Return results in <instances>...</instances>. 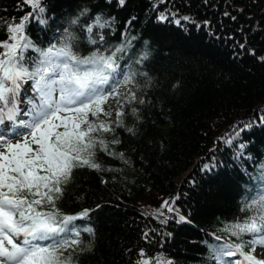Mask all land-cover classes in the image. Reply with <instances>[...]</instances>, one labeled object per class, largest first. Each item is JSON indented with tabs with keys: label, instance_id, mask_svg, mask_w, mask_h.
Masks as SVG:
<instances>
[{
	"label": "trees",
	"instance_id": "1",
	"mask_svg": "<svg viewBox=\"0 0 264 264\" xmlns=\"http://www.w3.org/2000/svg\"><path fill=\"white\" fill-rule=\"evenodd\" d=\"M42 5L26 25L38 48L59 44L67 30L81 56L123 46L121 70L136 74L128 88L138 99L125 104V127L103 134L116 155L98 147L101 168L74 169L57 201L63 214L88 213L85 227L93 231L81 234L85 250L74 254L76 264H136L141 250L154 264L157 257L215 264L210 247L235 241L224 227L250 215L241 211L246 198L264 188V0ZM31 11L23 0H0V41L9 23ZM97 16L109 26L94 28L98 43L91 44L86 26ZM109 101L114 120L117 103ZM164 201H175L177 211L158 216Z\"/></svg>",
	"mask_w": 264,
	"mask_h": 264
},
{
	"label": "snow or ice",
	"instance_id": "2",
	"mask_svg": "<svg viewBox=\"0 0 264 264\" xmlns=\"http://www.w3.org/2000/svg\"><path fill=\"white\" fill-rule=\"evenodd\" d=\"M23 2L32 11L9 23L8 37L0 41V125L8 121L13 126L11 135L0 134V264H76L74 254L85 250L81 231L93 230L78 229L75 221L88 213L63 214L57 201L74 169L101 168L95 159L98 147L116 155L103 134L125 127V104L138 99L128 88L136 74L121 71L123 46L107 51L98 48L81 56L75 51L77 37L67 30L59 44L38 48L27 36L26 25L34 13L44 12L42 0ZM108 26V21L97 16L86 26L89 43H98L91 38L94 28ZM103 39L101 35L99 42ZM29 49L36 57L26 60ZM29 81L33 96L25 97L28 108L23 116L27 119H20V92ZM122 88H128L123 95ZM110 99L117 103L114 120L106 107ZM130 111L137 113L135 107ZM21 128L23 132L18 131ZM119 143L118 138L111 140L113 145ZM174 203L164 201L157 215L163 216L165 208L169 213L177 211ZM241 211L250 215L223 229L235 241L210 247L215 264H264L257 254L258 247L264 249V189L246 198ZM245 236L251 238L245 240ZM139 256L136 264H154L143 250ZM233 257L239 258L226 259ZM155 264L171 261L157 257Z\"/></svg>",
	"mask_w": 264,
	"mask_h": 264
},
{
	"label": "rangeland",
	"instance_id": "3",
	"mask_svg": "<svg viewBox=\"0 0 264 264\" xmlns=\"http://www.w3.org/2000/svg\"><path fill=\"white\" fill-rule=\"evenodd\" d=\"M113 102L109 101L108 104L106 105V107L110 108L112 106Z\"/></svg>",
	"mask_w": 264,
	"mask_h": 264
}]
</instances>
